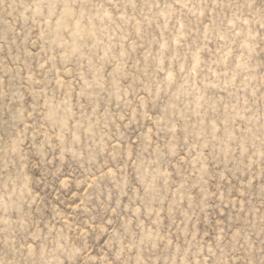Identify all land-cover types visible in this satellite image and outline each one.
Listing matches in <instances>:
<instances>
[{"label": "rangeland", "instance_id": "1", "mask_svg": "<svg viewBox=\"0 0 264 264\" xmlns=\"http://www.w3.org/2000/svg\"><path fill=\"white\" fill-rule=\"evenodd\" d=\"M0 264H264V0H0Z\"/></svg>", "mask_w": 264, "mask_h": 264}]
</instances>
